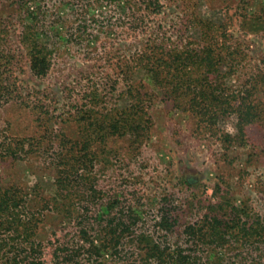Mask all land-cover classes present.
Returning a JSON list of instances; mask_svg holds the SVG:
<instances>
[{
  "label": "rangeland",
  "instance_id": "rangeland-1",
  "mask_svg": "<svg viewBox=\"0 0 264 264\" xmlns=\"http://www.w3.org/2000/svg\"><path fill=\"white\" fill-rule=\"evenodd\" d=\"M17 2L0 0V176L52 204L37 232L44 264H76L56 259L54 248H68L79 216L97 215L93 264H143L149 235L169 249L187 247L186 226L231 209L264 220V0H133L145 23L137 33L102 0H29L35 15L39 5L44 11L38 37L50 48V66L43 76L31 73L21 44L24 25L36 19ZM81 18L94 38L88 52L68 43ZM206 50L212 68L201 64ZM153 54L165 62L196 56L180 64L190 81L175 100L163 99L167 88L135 63ZM125 73L143 101L131 113L142 118L119 135L109 124L132 110L114 82ZM194 91L203 94L192 100ZM7 149L18 157H4ZM130 214L138 221L120 239L116 219ZM241 239L210 244L199 264H264V243Z\"/></svg>",
  "mask_w": 264,
  "mask_h": 264
},
{
  "label": "trees",
  "instance_id": "trees-1",
  "mask_svg": "<svg viewBox=\"0 0 264 264\" xmlns=\"http://www.w3.org/2000/svg\"><path fill=\"white\" fill-rule=\"evenodd\" d=\"M28 1L18 0V8L24 5L26 10H24L23 14L31 16V20L35 18L36 22L33 26L24 25L21 44L29 55V69L31 73L35 76H43L47 73L50 66V57H48L50 48L48 44L41 43L38 37V34L42 31L39 24L44 11L42 6L39 5L37 6L38 16L35 15L33 11H30L27 4ZM102 1H105L106 4H114L113 6L120 12L116 19L127 18L130 26L136 27V33L138 32V27L140 30H145L144 21L135 17L132 6L133 0H123V4H121L120 0ZM145 1L142 0L141 3ZM68 3H71L70 0H68ZM126 13L130 14L127 16ZM136 20L138 23H135ZM80 21L74 32H68V43L71 42L73 44L75 42V44L81 47H86L84 50L88 52V50H91L90 43L94 41V38H90V34L86 35V29L82 28V24H84L83 18ZM211 54L210 50L202 51V55H199L201 64L205 63L207 67H214V57ZM193 58L196 59V56L187 55L184 57L180 54H174L169 60H166L170 62L168 63L161 56L153 54L151 58L147 56L138 58L135 63L142 64L143 68L147 70L146 80L147 78L152 80V84L158 85L161 89L167 88V91L163 92V99L175 100L177 96L173 97L172 95L179 93L182 90L183 83L189 80V76L184 77L185 75L180 73V64L186 59L192 61L194 60ZM167 64L172 67V70H170L169 74L162 76V67ZM133 81L132 76L126 73L120 79L114 80L115 84H119V87L124 92L122 97L125 94L130 95L125 97L128 98L126 106L132 107V110L130 108L126 110L121 109L122 111L119 110L118 119L111 120L109 124L111 132L119 135L126 134L134 123L137 125L141 123L142 113H131L132 111H137L135 105H140L143 102L136 89H134L135 95L132 93L135 87ZM166 84L167 86L165 87ZM189 91L187 90V94ZM202 92L194 91L191 99L194 100L198 95H202ZM91 94L92 92L88 96ZM239 105V108L245 106L244 102H241ZM139 107L137 106V109ZM77 111L81 113L83 109L78 108ZM132 117H136L138 122L132 123ZM92 126L94 133H96V128H94L95 123H92ZM87 140H90V136L86 137L84 142ZM2 155L4 157L10 156L13 159L18 157L10 149L2 152ZM77 171L80 170L78 169ZM59 182L62 183L64 180L60 178ZM51 208L52 204L50 201H44L39 193H34V191L26 192L18 189L14 184L5 186L2 184V177L0 176V264H44V252L37 238V232ZM121 217L122 220H120ZM121 217H118L116 220H118L117 224H121L118 234L120 239H123L127 237L124 236V233L128 228L138 221V216L130 214L127 218H124V215ZM241 218L245 220H241ZM262 218H252L245 210L239 208L229 210L228 215L225 217L217 215L206 216L198 224V227H195V224L186 226L184 234L185 237L189 238L186 241L187 247L177 246L169 249L159 242H155L156 240L149 235L147 238H143L147 245L143 251V259L145 261L143 264H199L203 256L202 254H198L200 252H206L207 254L208 246L212 243L216 246L224 241L237 243V238H242L241 240L247 243L258 242L257 239H260V242L264 243V220ZM96 219L97 215H90V217L79 216L77 222L79 226L78 232L69 234L68 248H54V257L62 260H66L68 257V262L76 264H93V261L98 259L99 253V247L94 243V239L99 236L96 231H91L93 225H96ZM92 230H95V228ZM59 244L66 245L65 242H60ZM80 256L81 259L82 257L85 258V263H81L79 260ZM227 264L233 263L228 262Z\"/></svg>",
  "mask_w": 264,
  "mask_h": 264
}]
</instances>
